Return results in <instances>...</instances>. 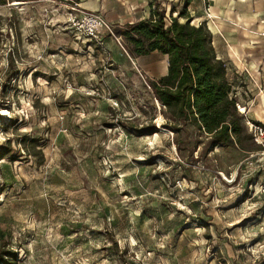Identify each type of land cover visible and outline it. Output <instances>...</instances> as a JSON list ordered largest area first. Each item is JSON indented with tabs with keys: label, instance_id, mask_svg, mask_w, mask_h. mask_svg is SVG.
<instances>
[{
	"label": "rangeland",
	"instance_id": "rangeland-1",
	"mask_svg": "<svg viewBox=\"0 0 264 264\" xmlns=\"http://www.w3.org/2000/svg\"><path fill=\"white\" fill-rule=\"evenodd\" d=\"M184 2L160 6L167 21ZM81 10L0 0V244L17 253L11 264H264V145L211 150L194 128L188 142L163 127L148 81L166 57L132 55L107 21L88 39ZM151 122L157 133L132 127Z\"/></svg>",
	"mask_w": 264,
	"mask_h": 264
},
{
	"label": "trees",
	"instance_id": "trees-1",
	"mask_svg": "<svg viewBox=\"0 0 264 264\" xmlns=\"http://www.w3.org/2000/svg\"><path fill=\"white\" fill-rule=\"evenodd\" d=\"M152 8L148 19L128 23L118 33L132 55L140 57L157 52L168 58L167 73L148 81L153 103L162 108L163 127L177 134L184 132L188 142L190 128H194L198 135H205L211 150L225 146L255 151L253 135L245 124L246 116L238 111L228 79L229 66L218 57L207 24H192L186 11L177 17L170 16L167 21L160 5L153 4ZM180 18L185 20L181 22ZM132 127L141 135L156 132L153 122L142 128ZM6 145L11 151V139ZM17 257L6 243L0 244V264H11Z\"/></svg>",
	"mask_w": 264,
	"mask_h": 264
},
{
	"label": "crops",
	"instance_id": "crops-1",
	"mask_svg": "<svg viewBox=\"0 0 264 264\" xmlns=\"http://www.w3.org/2000/svg\"><path fill=\"white\" fill-rule=\"evenodd\" d=\"M78 1L86 10L99 13L109 24L120 28L148 19L153 4L170 10L184 0ZM185 1L182 9L192 19V24L205 22L212 32L218 57L229 66L228 79L236 91L239 90L244 115L264 123V0Z\"/></svg>",
	"mask_w": 264,
	"mask_h": 264
},
{
	"label": "built area",
	"instance_id": "built-area-1",
	"mask_svg": "<svg viewBox=\"0 0 264 264\" xmlns=\"http://www.w3.org/2000/svg\"><path fill=\"white\" fill-rule=\"evenodd\" d=\"M72 2V1H68ZM73 3V2H72ZM79 5V3H75ZM81 13L84 14V25H83V33L88 39L92 40L98 38L102 29L108 28L109 25L106 20L96 12L81 10ZM232 89L234 93V97L237 100V108L241 114H245V107L242 106L241 100L238 98V93L236 89L234 90V84H232ZM249 131L253 134L254 141L260 145H264V123L259 121L249 122ZM261 192L264 195V184L261 185Z\"/></svg>",
	"mask_w": 264,
	"mask_h": 264
},
{
	"label": "bare ground",
	"instance_id": "bare-ground-1",
	"mask_svg": "<svg viewBox=\"0 0 264 264\" xmlns=\"http://www.w3.org/2000/svg\"><path fill=\"white\" fill-rule=\"evenodd\" d=\"M16 4H18V3H16ZM225 178L228 179L226 176H225Z\"/></svg>",
	"mask_w": 264,
	"mask_h": 264
}]
</instances>
